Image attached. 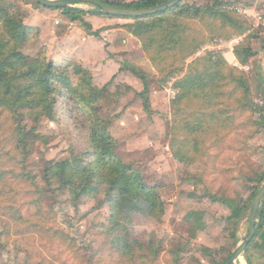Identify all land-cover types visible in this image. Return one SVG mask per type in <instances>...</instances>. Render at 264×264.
<instances>
[{
    "label": "rangeland",
    "instance_id": "obj_1",
    "mask_svg": "<svg viewBox=\"0 0 264 264\" xmlns=\"http://www.w3.org/2000/svg\"><path fill=\"white\" fill-rule=\"evenodd\" d=\"M4 1L16 7V13L26 25L41 31L39 37L34 30L31 39L24 44L19 42L21 51L31 58L44 55L48 62L54 61L55 54H50L46 45L50 39L45 37L51 31L50 24L57 34L64 32L63 23L68 19L65 14L49 12L46 20L33 15L35 10L45 9L37 0ZM226 1L229 4L225 9L235 11L251 27L250 33L258 35L252 41L254 55L248 64L240 65L236 60L245 68L237 67L250 83L253 106L257 110L244 111L238 103L241 90L226 86L221 108L227 112L208 131L192 136L200 141L202 152L190 163L175 158L168 136L171 124L180 120L174 117L171 106L179 92L175 82L187 77L190 66L198 61L208 65L223 59L224 66H234L228 61L232 57L227 59L224 53L232 52V47L234 53L237 44L234 41L242 40L241 37L229 41L216 38L209 42L187 58L184 71L164 87L157 84L158 73L135 37L127 48L113 50L116 54L107 51V44L104 48L101 45L104 57H111L96 61L98 64L89 58L84 62L69 60L65 64L54 61L62 66L58 69L65 74L72 71L71 62L79 63L91 71L94 85L108 87L110 94L100 113L110 119L108 126L116 141L115 154L125 164L133 165L161 199L163 216L155 213L151 217L141 214L131 217L128 229L132 238L152 249L151 255L136 259L135 264L222 263L249 235L253 201L264 184V181L261 183L264 178V0ZM193 2L208 4L207 0L187 3ZM72 9L95 11L89 5ZM124 20L133 23L132 18ZM43 23L49 33L46 30L42 36L43 29L39 26ZM74 23L86 29L83 22ZM114 28L120 30L119 25ZM99 29V40L105 43L104 27ZM2 34L5 33L2 31ZM86 50L96 53L89 47ZM109 59L116 64L112 70L96 71ZM131 65L149 75L152 107L149 113L139 96L144 89L143 81L134 75ZM173 90H176L175 96ZM232 92L233 97H229ZM76 104L66 95L58 96L55 119L44 116L38 122L30 115L29 108H15L12 114L0 109V264H134L123 258L106 236L111 227V210L104 196L82 197L73 203L68 189L52 192L46 183L44 175L48 165L71 163L74 156L89 160L88 112ZM222 122L230 124L225 127ZM213 196L235 200L245 208L237 227L235 222H228L229 208L213 203ZM248 255L254 264H264V233L252 243ZM246 263L243 255L234 264Z\"/></svg>",
    "mask_w": 264,
    "mask_h": 264
},
{
    "label": "trees",
    "instance_id": "obj_2",
    "mask_svg": "<svg viewBox=\"0 0 264 264\" xmlns=\"http://www.w3.org/2000/svg\"><path fill=\"white\" fill-rule=\"evenodd\" d=\"M99 1L128 9H143L168 0H137L125 4ZM188 1L184 0L174 8L152 16L132 18L133 23L119 26V29L139 40L144 54L158 73L157 84L162 87L184 71L187 58L216 38L229 41L241 37L242 40L234 47V56L240 65L248 64L254 55L252 41L258 35L250 33L251 27L235 11L225 9L229 4L226 0H207L208 4L205 5L198 2L189 4ZM15 9L13 4L0 0V109L12 114L15 108H29L35 122L44 116L54 120L57 97L66 95L77 102V107L88 112L89 160L74 156L71 163L48 165L44 177L52 192L68 189L73 203L82 197L104 196L111 210V227L106 236L123 258L135 264L136 259L151 255L152 249L132 238L128 229L131 217L135 214L151 217L155 213L163 216L165 211L161 199L155 189L145 184L141 173L133 165L125 164L115 154L116 141L108 126L110 119L100 113L110 94L108 87L94 85L91 71L79 63L71 62L69 65H74L73 69L65 74L58 69L62 66H57L54 61L48 62L44 55L38 58L26 56L19 42L24 44L31 39L34 30H37L39 37L41 31L26 25ZM51 10L62 11L72 22H83L87 30L92 28L85 17L88 14L100 15L96 11L87 13L72 8ZM199 64L198 61L193 67L190 66L189 75L175 82L174 86L179 92L171 104L174 117L178 116L180 120L171 124L168 133L170 146L175 158L184 163L195 161L202 152L200 141L192 139V136L208 131L210 125L221 120L223 112H227L221 108L227 94L224 92L226 86L233 85L235 91L241 90L242 97L238 103L244 111L257 110L253 106L250 83L240 68L224 66L223 59L215 64ZM130 69L143 81L144 89L139 96L149 113L152 110L149 75L134 65ZM73 80H77V83H73ZM233 94L230 93L229 97H233ZM216 109L220 111L216 113ZM13 116L14 122H17ZM229 124L223 123L225 127ZM263 181L264 178L261 183ZM211 199L213 203L229 208L231 216L228 222H235L237 227L244 217L245 208L232 199L214 196ZM257 219L260 222L257 223L256 236L244 253L247 264H254L248 254L255 239L264 233V205ZM230 257L229 254L222 263L217 264H226Z\"/></svg>",
    "mask_w": 264,
    "mask_h": 264
},
{
    "label": "crops",
    "instance_id": "obj_3",
    "mask_svg": "<svg viewBox=\"0 0 264 264\" xmlns=\"http://www.w3.org/2000/svg\"><path fill=\"white\" fill-rule=\"evenodd\" d=\"M110 2H118V3H130L133 1L137 0H106ZM44 10V11H42ZM54 13L56 12L55 10L51 9H37L34 11V17L43 16L46 18V20L49 18L48 13ZM94 12V11H91ZM90 12V13H91ZM86 22H88L91 25V30L84 29L80 27L78 24L74 22L65 21L63 23L66 27L63 33L57 34L55 28L52 27V25H43L41 24L39 27H41L42 30V36L44 35L45 31L47 30L48 35H46L45 40H49L50 42L47 41L46 45L48 46V51H50V54L54 52L55 56L52 58L55 62H58L59 64H65L69 60H77L78 62H84V59L89 58L93 59V61H102L106 60V57L109 58L111 55H106L104 57V49H102V46L104 48V45H108L107 51L110 52L111 54H116L117 49H125L127 48L129 42L131 40H136L131 34L127 33L126 31L120 29H115L114 26L116 25H126L130 24L132 21L129 20H124V19H118V18H111L105 15H91L88 14L85 17ZM47 22V21H46ZM64 22V21H63ZM47 24V23H46ZM56 24H60L59 21L56 22ZM70 24V25H69ZM35 26V23H32V26ZM38 26V25H37ZM44 26V27H42ZM104 27V31L102 32L103 38H105V43H103L101 40H99V37L96 36V33L100 31L99 28ZM43 39V37H42ZM138 42V41H137ZM234 42H239V40H236ZM102 45V46H101ZM101 46V47H99ZM87 47L90 49H93L96 53L93 55L92 53L87 52ZM97 49V50H96ZM115 52H114V51ZM232 52H227L224 55L227 56L225 58L228 59V57H232L228 59V61L233 64L236 61V58L233 53V47H232ZM144 54V53H143ZM261 55V53H260ZM52 56V55H51ZM107 64H100V66L97 67L96 71H101V72H108L109 70H112L114 66H116L115 61L113 59H109L106 61ZM115 64V65H113ZM176 91V90H175ZM247 264V263H246Z\"/></svg>",
    "mask_w": 264,
    "mask_h": 264
},
{
    "label": "water",
    "instance_id": "obj_4",
    "mask_svg": "<svg viewBox=\"0 0 264 264\" xmlns=\"http://www.w3.org/2000/svg\"><path fill=\"white\" fill-rule=\"evenodd\" d=\"M184 0H168L167 2L149 8L143 9H128L118 6H112L102 3L99 0H37V3L43 8L47 9H65L72 8L77 5H89L94 8L96 12L105 16H115L122 18H143L147 16H152L161 12H165L169 9L174 8L179 3ZM264 200V184L259 189L256 194L252 211L249 217V235L244 239L240 244L237 245L236 250L228 259L226 264H233L239 260L254 240L257 233V223H258V214L261 212L262 203Z\"/></svg>",
    "mask_w": 264,
    "mask_h": 264
},
{
    "label": "built area",
    "instance_id": "obj_5",
    "mask_svg": "<svg viewBox=\"0 0 264 264\" xmlns=\"http://www.w3.org/2000/svg\"><path fill=\"white\" fill-rule=\"evenodd\" d=\"M234 66L235 67H240V65L236 62V63H234ZM241 69L243 68V69H245L244 67H240ZM172 94L175 96V94H176V91L175 90H173L172 91Z\"/></svg>",
    "mask_w": 264,
    "mask_h": 264
}]
</instances>
